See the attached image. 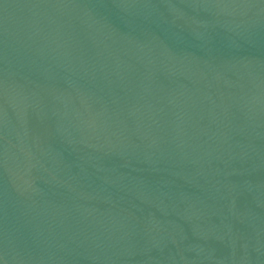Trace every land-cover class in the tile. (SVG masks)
Segmentation results:
<instances>
[{
    "label": "water",
    "instance_id": "1",
    "mask_svg": "<svg viewBox=\"0 0 264 264\" xmlns=\"http://www.w3.org/2000/svg\"><path fill=\"white\" fill-rule=\"evenodd\" d=\"M0 264H264V0H0Z\"/></svg>",
    "mask_w": 264,
    "mask_h": 264
}]
</instances>
